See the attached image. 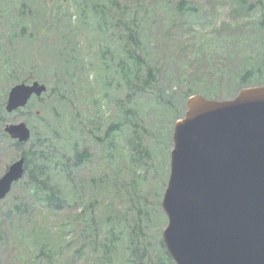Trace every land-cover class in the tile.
<instances>
[{"label":"rangeland","instance_id":"rangeland-1","mask_svg":"<svg viewBox=\"0 0 264 264\" xmlns=\"http://www.w3.org/2000/svg\"><path fill=\"white\" fill-rule=\"evenodd\" d=\"M77 1L0 0V100L4 97L7 100L8 90L14 84L12 76H31L51 87L55 75L61 76L56 72L54 75L51 63L61 64L58 54L66 44H72L68 35L79 32L83 38L71 39L83 48L84 60L73 72L75 82L64 91L62 128H74L78 120L96 135H102L110 119H118L115 101L126 89L122 81L118 85L115 68H106L101 63V50L114 44L118 33L115 31L110 38L95 26V19L93 25H79ZM190 1L197 10L185 17L176 9L178 0H121L118 7V10L123 8L121 12L128 24H138L148 36L150 61L161 70L158 86L165 93L164 99H170L169 105L156 107L147 100L153 99L152 96L143 97L137 111L135 130L144 137L142 143L150 150V157L132 160L128 156L130 141L126 138L132 134V127L127 123L113 137V146L107 150L96 142L88 128L81 132V139L92 155L89 164L79 171V178L85 180L98 171L108 176L107 188L97 196L92 212L106 217L111 207L119 209L130 222V228H134L136 237L145 241L151 251H155L156 237L162 238L167 223L161 200L170 173L173 124L184 116L188 107L186 87L192 85L194 89L204 80L222 98L235 95L242 88L236 81L238 67L250 66L255 61L264 63V30L258 25L264 0H259L262 4L245 0V4L254 5L245 10L234 0ZM106 70L110 71L107 76ZM263 72L264 65L262 75L253 77L250 83L264 84ZM101 77L110 83L103 85ZM47 101L48 105L54 104L51 98ZM37 106L38 100L32 97L22 113L5 111L8 114L2 127L24 121L31 127L32 137L34 131L42 130L40 122L44 121L33 115ZM61 114V110L48 112V124L52 125ZM91 117L96 120L88 123ZM28 147L15 148L9 136L1 138L0 175ZM14 205L24 207L25 212L8 214ZM82 209L81 202L53 211L33 201L24 179L14 184L0 200V264H126L123 251L111 263L101 262L103 247L94 243L88 226L82 229L85 224L82 216L77 217ZM137 216L134 227L132 219ZM99 232L104 236L106 229ZM41 248L45 252L40 253ZM155 263L154 256L144 261V264Z\"/></svg>","mask_w":264,"mask_h":264},{"label":"water","instance_id":"water-1","mask_svg":"<svg viewBox=\"0 0 264 264\" xmlns=\"http://www.w3.org/2000/svg\"><path fill=\"white\" fill-rule=\"evenodd\" d=\"M45 90L37 80L17 83L5 109ZM187 106L172 134L162 241L176 264H264V85L222 100L193 94ZM4 130L19 142L30 138L24 121ZM24 160L0 176V199L23 177Z\"/></svg>","mask_w":264,"mask_h":264},{"label":"trees","instance_id":"trees-1","mask_svg":"<svg viewBox=\"0 0 264 264\" xmlns=\"http://www.w3.org/2000/svg\"><path fill=\"white\" fill-rule=\"evenodd\" d=\"M234 1L239 3L241 10L251 9L254 6L253 4H245V0ZM256 2L262 4L259 0H256ZM121 5V0H78L76 2L80 17L79 25H93L95 19V26L110 38L114 37L115 31L118 33L115 43L105 46L100 52L101 63L103 62L106 68H115L118 85L122 81L123 86L126 87L122 96L115 101V105L118 107V119L111 118L102 135L93 133L87 124H82L77 118L76 127L62 128L65 112L63 105L65 101L64 91L70 83L72 86L75 82L73 72L84 60L83 48L80 47L77 41L71 39V37H84L76 32L74 36L68 35V40L72 44H66L58 54L61 64L54 66L51 63L54 75L56 72L61 76L56 74L53 85L47 89L43 96L37 98L39 113H33V115L44 120L40 122L42 130L34 131L27 143L13 140V145L15 148H21L23 145L29 146L21 153L25 157L26 167L23 179L28 183V189L35 203L53 211H62L72 204H81L82 202L83 209L80 214H77V217L82 216L85 222L82 229L88 226L90 228L89 234L94 243L103 247L100 255L101 262L111 263L116 255L123 251L126 264H144L145 259H150L151 256L156 258L155 264H174L161 238L156 237L155 251H151L145 241H141L136 237L134 228H130V222L126 220L125 215L120 213L119 209L111 207L110 213L106 217L95 215L92 212V205L98 202L97 196L107 188L108 176L104 172L98 171L86 177L85 180L79 178V171L86 166V163L89 164L92 155L90 148L81 139L82 129L88 128L87 131L95 136L96 142L105 146L107 150L108 146H113V137L127 123L132 127V134L126 138L127 141H130L128 156L132 160H138L142 157L148 158L151 152L147 145L142 143L144 137L137 134L135 130L136 114L141 107V101L143 97L152 96L153 99L147 100L156 107L158 104H170V99H164L165 93L158 86L161 70L150 61V49L146 43L148 36L143 33L138 24L133 23L130 25L127 23L124 13L121 12L123 8L118 10ZM175 6L181 17L191 16L197 10V7L191 4L190 0H178ZM262 7L258 25L264 30V4H262ZM180 21L181 19L177 21V27ZM23 26L24 29L26 26ZM167 36H170V34H167ZM263 65V61H255L250 66H239V75L236 81L242 87L255 85V83H250V80L255 76L260 77L262 75ZM99 71L101 72L100 69ZM104 74L107 76L110 71L106 70ZM11 79L16 83L22 80H31L32 77L18 78L12 76ZM100 79L103 85L110 83L106 77ZM87 87H89V84H87ZM193 93L222 98V95H219L213 89L212 84H207L204 80H200L194 89L192 85L186 87L184 96L188 97ZM231 96L228 94L226 97ZM50 98L54 104L48 105L47 100ZM4 102L5 97L0 100V139L8 136L2 127L8 114L4 110ZM93 103L95 104V99ZM60 110L62 112L60 118L55 120L52 125L48 124L46 117L48 112L55 113ZM23 111L24 109L19 108L13 114L16 112L22 113ZM29 112H31L30 109ZM92 117H95V115ZM92 117L88 119V123H93L97 119L96 117V119H92ZM70 120L69 118V124ZM25 210L24 207L14 205L13 209L8 211V214L15 215L16 213L25 212ZM112 210L115 211L112 212ZM138 218L139 216L132 219L134 227ZM102 228L106 229L104 236L99 232ZM29 233H31V230ZM1 237L2 232L0 231ZM119 239L122 242H118ZM42 252H45L43 248L40 249V253Z\"/></svg>","mask_w":264,"mask_h":264}]
</instances>
